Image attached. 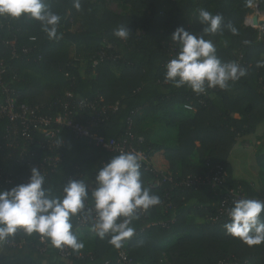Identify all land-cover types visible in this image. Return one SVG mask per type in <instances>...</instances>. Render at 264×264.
Instances as JSON below:
<instances>
[{
	"label": "trees",
	"instance_id": "obj_1",
	"mask_svg": "<svg viewBox=\"0 0 264 264\" xmlns=\"http://www.w3.org/2000/svg\"><path fill=\"white\" fill-rule=\"evenodd\" d=\"M112 1L124 5L127 12L111 10L106 0H79L80 10L74 7L75 0H45L61 16L58 40H50L41 23L30 16H0V58L7 65L0 75V101L5 98V82L15 90L18 102L39 105L43 113L61 110L69 92L118 105L97 130L106 138L121 139L128 119L132 120L155 168L141 169L143 187L159 195L161 203L139 212L132 222L135 234L119 249L109 243L110 236L99 238L92 225L80 227L77 214L72 217L73 231L84 242L83 249L69 247L65 257L50 240L18 230L0 241V264H219L225 259L264 264V243L249 246L227 233L224 225L230 219L220 212L222 199L214 190L183 183L188 175L223 166L227 185L241 186L251 198L264 201L262 189L233 176L231 161L237 139L254 134L264 121V36L246 24L255 5L264 11V0H253L252 7H246L245 0ZM201 8L224 17L222 31L205 37L214 42L218 58L236 62L247 74L230 82L228 89L209 88L197 95L186 85L177 88L165 82L164 77L166 63L179 51L172 33L183 26L201 35L203 26L197 19ZM228 24L238 29L237 35ZM120 27L130 29L127 39L114 35ZM189 103L194 109L185 107ZM9 125V118L0 116L4 145L0 190L27 183L31 169H39L46 152L24 137L4 139ZM36 136L44 138L38 132ZM59 139L62 145L57 150L63 159L45 176V186L59 196L65 183L83 179L91 193L98 170L119 153L89 144L66 128ZM12 142L18 147L10 146ZM21 149L27 151L22 160ZM93 205L90 197L86 209ZM121 251L130 263L120 261Z\"/></svg>",
	"mask_w": 264,
	"mask_h": 264
},
{
	"label": "clouds",
	"instance_id": "obj_2",
	"mask_svg": "<svg viewBox=\"0 0 264 264\" xmlns=\"http://www.w3.org/2000/svg\"><path fill=\"white\" fill-rule=\"evenodd\" d=\"M245 2L246 7L253 6V0ZM74 7L81 9L79 0H75ZM0 16H30L41 23L50 40L61 38L58 35L61 16L51 11L45 0H0ZM197 19L203 26L201 35L183 26L172 33L171 40L179 51L166 63L165 82L177 88L186 85L197 95L209 88L228 89L230 82L247 74V69L234 61L222 62L214 42L205 38L222 31L224 17L201 8ZM227 27L233 35L238 34L236 27L231 24ZM130 33L124 27L114 30V35L122 39H127ZM141 160L137 153L121 152L98 170L91 193L85 180L79 179L65 183L59 196L45 186L41 170L33 167L27 183L0 190V241L23 230L50 240L55 248L69 246L79 251L85 245L73 231L72 217L86 211L92 220V231L101 239L110 236L109 243L121 248L135 234L132 222L139 218V212L161 203L159 195L143 187ZM90 197L94 205L86 209ZM233 204L228 210L230 221L224 225L227 233L249 246L264 243V201L244 198Z\"/></svg>",
	"mask_w": 264,
	"mask_h": 264
},
{
	"label": "built area",
	"instance_id": "obj_3",
	"mask_svg": "<svg viewBox=\"0 0 264 264\" xmlns=\"http://www.w3.org/2000/svg\"><path fill=\"white\" fill-rule=\"evenodd\" d=\"M253 14L254 16H252ZM253 14L248 17V25L257 28L260 31V36H264V11L255 5ZM254 17L257 18L256 22H254ZM6 70L7 65L0 58V75L4 74ZM2 86L5 98L3 101H0V116L6 115L10 120L8 133L4 139H9L11 136L14 139L24 137L36 142L39 148L45 150L46 152L42 156L39 166V170H41L44 176L49 171L55 170L63 159L61 152L57 150L58 146L62 145L59 139L62 128L70 130L78 138L89 144L101 146L112 152L137 153L142 157L141 169L155 171L148 152L141 147L145 139L142 135H137L133 131V123L130 118L127 123V132L121 139L106 138L97 130V127L106 118V115L111 111L117 110L118 105H103L96 100L75 97L69 92L67 94L68 100L61 105V110L54 114H48L43 113L39 105L31 106L25 102H18L16 92L10 84L3 82ZM185 107L189 110L194 109V105L191 103L186 104ZM36 132L42 134L44 138L37 137ZM10 146L18 147V143L12 142ZM3 147V142L0 140V150ZM25 156H27V151L21 149L20 159L22 160ZM227 178L228 174L225 168L218 166L205 174L198 176L188 175L183 180V183L186 185L202 184L213 189L215 194L222 199L220 212L228 216V210L234 205V201L251 197L241 186L227 185ZM6 182L12 183V180L7 179ZM156 184H159V182L157 181ZM94 215L95 212H93ZM218 218L212 217L211 219L216 221ZM228 218L230 219L229 216ZM78 224L80 227H85L88 224L92 225V220L86 213L79 214ZM60 254L65 257L68 256L70 254L69 246L60 249ZM120 261L122 263H130L132 260L127 257L124 251H121ZM219 264H239V262L237 260L225 259L220 260Z\"/></svg>",
	"mask_w": 264,
	"mask_h": 264
},
{
	"label": "rangeland",
	"instance_id": "obj_4",
	"mask_svg": "<svg viewBox=\"0 0 264 264\" xmlns=\"http://www.w3.org/2000/svg\"><path fill=\"white\" fill-rule=\"evenodd\" d=\"M107 1V6L111 10L118 12V13H125L127 12L128 8H125L124 5L121 3L114 2L112 0H106ZM254 16V14L252 15ZM250 17V16H248ZM249 19V18H248ZM260 125L258 127V131L260 130ZM257 131V132H258ZM250 136V135H249ZM251 137V136H250ZM253 138H248L247 142L244 143L245 145L247 144L249 146V150L247 149L248 152H240L238 151L236 154L231 153V161L234 169H240L241 174L244 176L240 177H245L249 178L251 175V172H255L254 169H259L264 167V158L263 161L258 158V152H263L261 149H259L258 145L256 142L252 140ZM238 175V174H237ZM264 178V177H263Z\"/></svg>",
	"mask_w": 264,
	"mask_h": 264
},
{
	"label": "crops",
	"instance_id": "obj_5",
	"mask_svg": "<svg viewBox=\"0 0 264 264\" xmlns=\"http://www.w3.org/2000/svg\"><path fill=\"white\" fill-rule=\"evenodd\" d=\"M248 20L249 19L247 17L246 18V24H248ZM236 116H238V115H236ZM259 125L261 127L260 130L258 131V128H257L256 132L254 134L250 135L251 137L249 135H246V136H241L237 139V142L231 151V153L233 155L236 154L238 151L248 152L247 149L249 150L250 148L247 144L245 145L244 143L247 142L248 138L249 139L253 138L252 140L254 142H256L259 149H261L263 151L261 153L260 152L257 153L258 158L263 161V158H264V121L261 122ZM254 171H255L254 173L251 172L250 177L247 179L245 177H240V176H244L243 174H241L240 169L236 168V170H235L233 167V176L236 178H245V179L249 180L253 186H255L256 188L262 189L264 191V178H263L264 177V167H263V169L262 168H259V169L255 168Z\"/></svg>",
	"mask_w": 264,
	"mask_h": 264
},
{
	"label": "water",
	"instance_id": "obj_6",
	"mask_svg": "<svg viewBox=\"0 0 264 264\" xmlns=\"http://www.w3.org/2000/svg\"><path fill=\"white\" fill-rule=\"evenodd\" d=\"M257 21V18L256 17H254V22H256ZM260 23H262V22H260Z\"/></svg>",
	"mask_w": 264,
	"mask_h": 264
}]
</instances>
